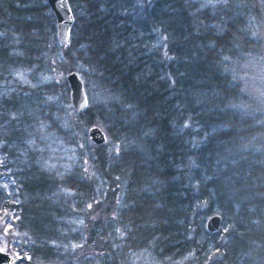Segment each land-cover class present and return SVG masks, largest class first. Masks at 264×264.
Listing matches in <instances>:
<instances>
[{
  "label": "trees",
  "instance_id": "trees-1",
  "mask_svg": "<svg viewBox=\"0 0 264 264\" xmlns=\"http://www.w3.org/2000/svg\"><path fill=\"white\" fill-rule=\"evenodd\" d=\"M67 2L60 46L45 0H0V217L28 235L15 264H77L84 248L90 264H264V97L241 78L264 63V0ZM41 138L75 161L46 166Z\"/></svg>",
  "mask_w": 264,
  "mask_h": 264
},
{
  "label": "rangeland",
  "instance_id": "rangeland-1",
  "mask_svg": "<svg viewBox=\"0 0 264 264\" xmlns=\"http://www.w3.org/2000/svg\"><path fill=\"white\" fill-rule=\"evenodd\" d=\"M264 32V28H263ZM261 38L264 40V33L260 34ZM257 64L259 66H255L254 69H249L250 65H243V72L241 74L242 82L245 86V88L253 95L262 98L264 97V87L262 84L259 83L261 80V77H264V63L262 60H258ZM262 71L260 70V68ZM254 70V71H253ZM262 72V73H261ZM17 78H22L23 75L21 73H18L15 75ZM57 81V79H56ZM68 106L70 107L69 103ZM71 108V107H70ZM87 130V129H86ZM41 140L44 144V149L37 150L39 152L38 157L42 158L43 163L46 166H49L53 168L56 164L59 166L64 165L63 167L69 166V163L74 162L76 159V154L73 153L72 149H69L67 146H61L58 142L52 143V141L47 142L44 138H41ZM41 148V146H40ZM86 174L85 177L90 172L88 170L84 171ZM86 178V179H87ZM60 193L68 195L67 190H59ZM6 218L0 217V250L8 252L11 256L17 259L20 250H24V244H26L27 240L26 238L28 235L24 233L23 231L17 230L14 225L9 227L5 223ZM62 222H66L67 228L69 231L76 233L79 235L78 240L71 242H68L70 245V250L74 247H80L81 244L84 242V234L81 232V229L85 225V220L82 216L79 214H75L73 217H67L62 219ZM69 240V241H70ZM79 253V251H78ZM90 249L87 250L86 248L80 249V256L78 257L79 260L77 262V258L73 259V263L82 264L83 261H85V264H90L88 261H90ZM135 259L138 263L143 264H178V263H161L160 261H156L151 259V257L148 256L146 253H142L140 256H137ZM87 260V261H86ZM93 260V259H92ZM15 264V263H14ZM92 264H96L95 262Z\"/></svg>",
  "mask_w": 264,
  "mask_h": 264
},
{
  "label": "water",
  "instance_id": "water-1",
  "mask_svg": "<svg viewBox=\"0 0 264 264\" xmlns=\"http://www.w3.org/2000/svg\"><path fill=\"white\" fill-rule=\"evenodd\" d=\"M49 7L55 25L56 41L60 46L68 43L69 29L73 23L72 13L67 0H45ZM68 89V102L74 112H82L87 104L83 83L75 70H69L64 75ZM88 140L93 144H102L105 141L104 131L98 125H90L86 130ZM220 218L216 214L210 215L205 221V228L208 231L216 230ZM16 258L8 252L0 250V264H14Z\"/></svg>",
  "mask_w": 264,
  "mask_h": 264
}]
</instances>
